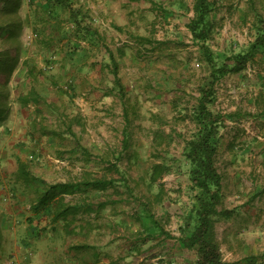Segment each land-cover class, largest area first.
<instances>
[{"label":"crops","instance_id":"0c3cea01","mask_svg":"<svg viewBox=\"0 0 264 264\" xmlns=\"http://www.w3.org/2000/svg\"><path fill=\"white\" fill-rule=\"evenodd\" d=\"M130 1L134 2L76 0L79 9L70 10L50 8L44 1L30 0L33 2L29 3L30 10H25L22 0L15 10H10L12 19H0V54L4 55L0 65L3 67L0 68V93H3L0 103L9 104L8 114L0 120V264L11 259L18 264H135L132 260L138 257L135 250L144 244L140 239L143 225L135 233L132 219L128 215L120 217L118 205L129 203L126 196L112 198L108 191L117 193L119 185L129 189L128 182L121 180L124 171L119 160L127 155L129 148L132 119L128 111L135 103L136 88L147 89L139 83L143 85L145 79L151 78L150 64L147 63L148 70H143L145 62L141 54L150 53L155 58L156 54L162 56L165 52L162 50L172 47L162 45L158 32L155 37L156 26L162 27V10H152L148 3L155 5L156 0H136L142 1L140 6L144 5L146 10H132L134 3ZM39 11L49 17L46 24L39 20ZM171 25H165L166 32ZM40 26L44 28L42 37L51 39L47 43L50 48V44L61 41L51 56L48 52L46 56L40 54V46L46 44L42 39L36 36L30 44L25 39L24 34L29 30L38 35ZM9 38L12 44L8 43ZM173 60L171 57L170 61ZM259 63L262 67L257 73L264 79V55ZM167 70L166 80L162 82L163 97L174 92V79L176 82ZM179 79L186 81V75ZM238 79L240 89L243 83L240 76ZM68 83L71 86L68 91L61 89ZM261 84L263 88L264 80ZM31 91L36 93V101L30 98L24 103L19 99L20 93ZM67 95L71 101L58 107L62 101L66 103L63 97ZM178 102L175 100L176 106ZM180 104L175 116L177 121L188 109ZM168 107L162 104V126ZM60 111L64 114L59 115ZM117 111L121 120L124 117L119 125L113 123V112ZM260 112L264 115L263 109ZM60 116L58 121L62 122L57 126ZM260 128L249 138L255 139L256 133L262 135L264 123ZM256 141V145L262 143ZM256 151L250 155H254V162L255 159L260 162L259 170L256 169L261 174L260 180L248 181L243 176V168L235 167L238 162L227 170L226 176L221 173L224 194L239 198L238 203H247L242 212L233 204L235 213L227 223L232 225L234 218H239L254 224L247 231L229 227L224 232L226 247L222 256L229 264H249L247 260L252 253L253 264H264V183L261 181L264 153L261 150L257 156ZM175 187L176 201H185L187 189L178 180ZM246 195L254 197L247 200ZM250 200L259 206L258 210L250 211ZM163 212L165 216L170 215L171 209L164 207ZM128 213L132 215L134 211ZM140 213L143 211L139 209ZM241 213L244 216L238 217ZM181 215H175L177 227L182 222ZM154 218L158 221L156 215ZM145 233V242L150 243L146 251L161 236L165 237L163 244L169 238L161 229L154 230L150 222ZM161 252L160 264L165 253ZM157 258L150 260L156 264ZM169 259L181 264L176 252Z\"/></svg>","mask_w":264,"mask_h":264},{"label":"rangeland","instance_id":"374dc122","mask_svg":"<svg viewBox=\"0 0 264 264\" xmlns=\"http://www.w3.org/2000/svg\"><path fill=\"white\" fill-rule=\"evenodd\" d=\"M38 1H44L48 5L46 0ZM1 2L2 4L7 2L9 6L8 8L1 6L0 10H15L16 7L22 3V0H1ZM91 2H93V0H91ZM141 2H136V0H134V2L130 1L131 4L134 3L132 10H146L143 7L144 5L140 6ZM29 3L31 4L33 2H30V0H23V4L26 7L25 10H30L28 9ZM71 3L74 10L79 9L76 0H71ZM148 5L152 10H162V27H160V25L156 26L157 30L154 34L155 37L157 32L159 35L161 34L162 45H168L167 47L172 48L162 50L165 51L162 52V56L156 54L157 56L155 58L149 56L150 53L141 54L140 58L143 57L145 62V68L143 70H146L148 67V62L150 64L149 72L151 78H148V80L145 79L143 85L136 79V82L138 80L137 83H139L140 86L145 85L147 89L142 90L136 88V94L134 93L133 101L135 103H133V106L130 108L131 111H128L132 119L129 123V131H132V134L129 136V148L127 152H125L127 155L119 160L120 169L124 171L121 180H123L124 183L126 181L128 182L129 189L119 185L120 188L117 193L112 189H109L108 192L111 194L110 196L112 198L118 196L122 199L126 196L129 203H120L118 205L120 213L122 214L120 217L124 218L128 215V217L132 219L131 221L134 225L133 228L135 233L141 230V225H143V227H148L150 221L147 218L139 219V215L142 216L143 213L138 214L139 209L147 208L150 213L157 216L158 220L164 224V229L171 234V236L165 240V244H163L165 237L163 238V236H161L160 239L158 238V242H153L151 250L146 251L150 243L148 241L145 242V232L148 231V229H144L140 237L144 244L141 245V247H137L135 250L136 256L138 257L132 259L135 260L133 263L151 264L152 261L150 259L158 257L155 262L156 264H160L159 260H161V257L158 255L162 253L161 251H164L165 253L162 255L161 264H180L174 263L175 261L169 259V257H173L175 252L181 259L179 261L181 264H190L195 259V255L193 251L188 250L178 239L181 233L179 229L180 226L177 227L175 225V215L180 216L182 214V222L179 224L182 225L186 220V211L189 212L190 203L192 204L190 201V179L187 172L188 163L184 157L183 147L185 139H188L191 133L197 128L196 120L193 118V112H191V110L200 96V87L205 85L208 80L207 75L210 68L204 60L205 57L200 44L197 43L198 46H195L196 42L193 43L188 35L189 28L186 26L194 16V11L192 9L193 0H175V2L172 0H156L155 5L153 2L148 3ZM39 16V20H41L43 24H46L49 18L47 14L39 11ZM211 17L214 22V30L211 38L207 41V45L213 52L212 59L215 60L214 62L217 66L223 62L231 66L235 61L234 56L240 52L247 51L255 40L260 25L259 19L260 17H264V0H216L215 8L211 12ZM166 22L172 24V29L167 27V32L165 25L169 24ZM51 30H53V28H51ZM43 31L44 28L40 26L38 35L32 34V31L29 30L24 36H26L25 39L28 41V44L31 43V40L34 41V37L36 36L42 39L46 44L42 47L40 46V54L46 56L48 52L50 53L48 56H51L56 53L61 41L50 44L52 45V48H50L47 43H50L51 39L45 38L46 35L43 38ZM161 31L165 32L164 36ZM14 38H16L15 35ZM56 43H58V45ZM174 47L176 50H174ZM177 53L179 55H177ZM262 55H264V46H262L257 54L252 59H249L240 70L227 72L226 75L222 76L214 85L216 100L213 104H210L209 107L215 112H220L222 114V121L218 133L216 165L220 174L223 172L224 176H226L227 170L234 167V164L238 162L235 167L243 168V176L248 181H250L251 178L253 181H255V179L260 180L261 174L256 171V169L259 170L260 162H257L255 159V163L253 159L254 155H250V153L254 152L255 149L257 150V156H259L258 153L261 150L262 153H264V132L262 131V135L256 133V137L254 136L255 139L249 137L253 134L254 130L262 129L260 127L262 123H264V121H262L264 115L261 116L262 112H260V109L264 110V87L262 88L261 84L264 79L257 73L260 67H262L259 63L262 59ZM170 56L174 58L172 62L170 61ZM181 56L183 57L181 58ZM0 68L3 69L2 66ZM166 70L170 72H167V74H172V78H176V82L174 79V92L163 97L162 82L166 80L164 75ZM132 73H135V71ZM183 74L186 75V81L181 79H179L180 82L177 81L179 76ZM239 76L241 77L240 82L243 83V85L241 84L242 86H239L240 89H238L237 85ZM69 83L67 84L68 86ZM61 89L68 91L66 84H64ZM142 91L146 93L143 94ZM63 99L66 100V103L62 101L61 105L58 106L60 108L66 106L68 101H71L68 95L64 96ZM175 100L182 103L180 104L178 102V105H184L188 108L178 121L175 119L176 114H178V105H175ZM164 103L168 104L169 109L165 114V125L162 126V104ZM125 112V119L127 120V108ZM238 113H240V115H238ZM60 114L63 115L64 113L60 111L59 115ZM113 115H115L113 118L116 122H113L114 124L119 125V122L124 119L123 117L121 120L119 111L113 112ZM61 118V116L57 117V126L61 125L62 121H58V119ZM107 119L110 120V118ZM224 121H226V123H224ZM12 127L13 125H11V128ZM256 140L262 143L256 145ZM119 143L121 147L122 143ZM235 155H237L236 159L233 160ZM232 160L233 162H231ZM179 161L181 165L178 167ZM157 163L166 165L168 170L162 172L160 176H157L156 181L153 183L150 176L153 173V165ZM164 175L167 177L165 180H162ZM262 175L261 181L264 183V174ZM176 180H178L179 185L183 186V189H187V195L183 194L185 201H176L178 198L177 188L175 187ZM114 182H116V180ZM165 182L167 184H165ZM160 188H162L161 193L160 191L158 192ZM112 191L115 194H112ZM156 194H159L158 200ZM222 195L223 197L219 205L220 208L233 207L234 213L236 206L240 208L241 212L242 209L244 210V206L247 203H238L239 198H234L232 195H229L230 198H228L223 191ZM247 195L244 196V199L246 198L248 200L254 197V195ZM186 196L189 199H186ZM242 198L240 199L241 201ZM252 202L253 200L248 201V203L251 204V212L259 209V206H256ZM233 204H236V206H232ZM229 205L232 207H229ZM164 207L171 209L170 215H164ZM254 207L257 208L254 209ZM131 211H134L132 215L128 213ZM160 212H162V216ZM242 214L243 213L238 217L244 216ZM227 221V219H219L215 223L216 238L221 251L223 249L225 250L224 232L227 231L229 227L232 228V230L243 229V231H247L251 229V226H254L253 223H248L249 221L244 223L239 218H234L232 225H229ZM122 229L124 228H120V230ZM161 241L162 244L157 245V243ZM175 242L177 245H175ZM236 248L237 250L239 249L238 245ZM252 248L253 247H250L249 249ZM253 251L252 249V252ZM251 255L252 256L248 257L247 260L249 264H253L255 261L254 253ZM165 257H167V259H165Z\"/></svg>","mask_w":264,"mask_h":264},{"label":"trees","instance_id":"16d2710c","mask_svg":"<svg viewBox=\"0 0 264 264\" xmlns=\"http://www.w3.org/2000/svg\"><path fill=\"white\" fill-rule=\"evenodd\" d=\"M46 1L50 8L57 6L74 10L71 6V0ZM215 3L216 0H193L192 9L194 16L187 23L194 42L200 44L205 57L204 60L210 68L206 84L200 87L198 103L193 107L192 116L196 120L197 128L188 139H185L183 147L184 157L188 163L187 172L190 179L192 204L189 212L186 211L185 222L179 227L181 235L178 239L188 250L194 252L195 259L190 264H229L223 259L222 251L216 238L215 223L219 219L230 218L234 214V209L219 207L223 197L222 176L216 165V153L222 114L211 110L209 105L216 100L215 83L227 72L240 70L264 46V17H260L258 34L250 48L245 52L236 54L234 56L235 61L231 66H228L226 62L217 66L214 62L215 60L212 59L213 52L207 45V41L211 38L214 30L211 12L215 8ZM2 6L8 8L9 4L5 2ZM6 11L1 10L0 19L9 21V19H12L11 11ZM8 43L12 44V39L9 38ZM1 56L4 55L0 54V65L3 62V57ZM70 87L68 86V89ZM2 96L3 93L1 91L0 99H2ZM36 96V93L31 91L27 94L20 93L19 99L26 103L30 98L36 101ZM4 97H7V94ZM8 111L9 104L0 103V120L6 117ZM152 168L153 173L150 178L153 183L156 181L157 176L168 170L166 165L162 163L154 164ZM161 189L158 192L160 191L161 193ZM156 195L158 200L159 194ZM141 210L143 214L142 216L139 215V219L147 218L154 230L161 229V232L167 237L171 236L170 232L164 229V224L154 218V214L150 213L147 208ZM143 228L148 229L146 226Z\"/></svg>","mask_w":264,"mask_h":264},{"label":"built area","instance_id":"2783aa9c","mask_svg":"<svg viewBox=\"0 0 264 264\" xmlns=\"http://www.w3.org/2000/svg\"><path fill=\"white\" fill-rule=\"evenodd\" d=\"M68 87V85L66 84V88ZM4 264H18V262H16L15 260L11 259V260H8L6 263Z\"/></svg>","mask_w":264,"mask_h":264}]
</instances>
